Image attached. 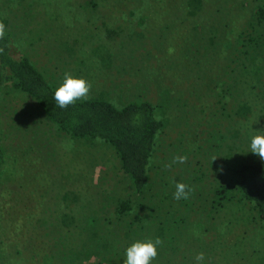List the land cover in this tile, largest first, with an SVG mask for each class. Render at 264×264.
I'll list each match as a JSON object with an SVG mask.
<instances>
[{"label":"rangeland","instance_id":"rangeland-1","mask_svg":"<svg viewBox=\"0 0 264 264\" xmlns=\"http://www.w3.org/2000/svg\"><path fill=\"white\" fill-rule=\"evenodd\" d=\"M148 1L0 0V22L10 33L11 54L27 55L56 88L63 82L64 73L69 72L91 83L89 96L103 95L116 106L137 96H148L153 101L164 99L171 119L159 134L160 145H156L151 160L149 184L138 193L119 168L110 145L97 138L82 142L65 136L27 93L8 85L0 86V146L4 158L0 167V205L5 209L7 203L11 215L22 216L23 211L25 217L24 229H15L14 221L1 229L0 264L6 261L15 264L13 252L19 249L20 255L23 245L30 247L33 231L36 234L48 231L43 235L42 246L45 256H49L60 246L56 243L57 235L61 238L65 228L73 229L77 216L92 214L90 205L96 207L94 214L101 225L104 214L114 222L112 210L117 199H129L138 217L144 215L145 205L155 208L160 204L158 220H164L166 212L172 208V200L169 202L168 198L175 192V174L179 169L188 186L194 189L190 194L192 212L182 206L184 200L173 199L180 206L179 210L174 206V212H181L178 218L184 220L158 236L152 230L148 232L152 240L155 237L163 240L168 233V240L170 233L175 236L166 250L162 245L157 247L158 255L151 264H197L195 257L201 252L204 253L201 264H264V227L253 225L243 230L237 226L234 229L239 237L234 239L235 234L229 231L220 212L204 215L209 206L203 208L202 205L218 180L220 169L229 164L233 156L239 153L246 160L260 159L250 152V141L254 135H264V101L247 92V88L239 91L237 87L234 98L251 99L257 117L250 116L254 126L252 123L248 126V139L240 143L235 138L233 144L231 139L224 138L225 134H230L226 123L230 117L226 116L221 124L216 118L221 110L233 107L236 100L225 94L220 101L213 91L221 82L219 76L224 74L225 77L229 67L208 64L205 67L201 62L205 55L208 61L214 62L213 54L218 50L212 48V44L224 38L232 41L239 31L232 26L242 24V28L249 10L259 0ZM241 3L246 7L243 16ZM189 10L196 14L188 13ZM230 18L234 19L230 31L222 32V22ZM197 21H201V25L192 31ZM216 57L220 62L228 60ZM157 86L166 88V96L162 90L160 96L156 94L153 89ZM260 87L257 85L253 90L260 94ZM183 91L186 98L198 99L197 104L190 106L188 98L189 110L188 106L180 109ZM201 103L202 112L197 113ZM190 110L199 116L189 114ZM231 125L235 126L231 128L233 134L237 124ZM219 130L225 132L221 139L215 136ZM175 156L188 159L183 164L173 163ZM77 162L82 165L76 166ZM88 176L90 182L85 191L76 192L79 180L84 182ZM162 196H166V200L160 201ZM247 211L245 216L250 214V210ZM153 213L154 216L149 217L151 226L157 219L156 211ZM239 214L235 219L244 224ZM124 217L130 221L134 213ZM21 221L17 218L18 225ZM23 232L24 240L17 241ZM144 236L146 234L142 238ZM134 242L119 246L109 255L112 260L103 264H111V261L123 264L126 248Z\"/></svg>","mask_w":264,"mask_h":264},{"label":"trees","instance_id":"trees-1","mask_svg":"<svg viewBox=\"0 0 264 264\" xmlns=\"http://www.w3.org/2000/svg\"><path fill=\"white\" fill-rule=\"evenodd\" d=\"M130 1L140 3L143 0H122V2ZM153 1L168 3L171 0H149L148 2L151 3ZM244 5L245 3L240 4V8H242L240 10L241 16L246 13ZM206 10L208 12V9ZM240 11H238V15ZM188 13L196 14L195 11L190 10ZM247 18L242 28L240 27L242 24L240 26H232L234 30H239L232 41H229L228 38H224V41L216 42L215 40L212 48H215L218 52L216 55L213 54L214 62L212 60L208 61V55H205L204 61L203 58L201 59L202 65L205 67L207 64L208 66L229 67L225 77H223L224 74H222V77L219 76L221 80L219 86L215 85L213 89L214 93L216 92L214 95H217L216 97H219L220 101L225 94L234 98L235 91L238 93V90L241 91L242 88H247V92L253 93L255 97L264 101V79H261L264 76V0H259L255 3V6L253 5ZM233 21L234 19L231 18L223 21L220 27L222 32H229L230 23ZM236 23L239 22L236 21ZM198 25H201V21H197V24L195 22L192 25V31ZM199 27L202 28L201 26ZM0 47L4 48L3 54H0V86L8 85L12 89L27 93L41 107L45 117L53 124L56 130L62 132L65 136L81 140L82 142L97 138L110 145L117 156L119 168L128 176L132 189L141 193L147 188L150 180L151 160L154 151L157 149L156 145H160L159 134L161 135L162 131L171 122L164 99L153 101L148 96H137L122 103V105L116 106L103 95L89 96L85 101H77L75 105L61 109L56 106L53 99L56 87L45 73L38 69L27 55L13 56L11 54L10 33L7 30L5 31V37L0 40ZM208 48H210L209 45ZM216 56L221 58L223 56L228 60L227 62L223 60L220 62V59ZM262 69L263 71H261ZM257 85L262 86L260 87V94L253 90ZM153 90L158 96L162 92L166 96V88L157 86ZM188 98H190V106L198 103V99L195 96L186 98V93L183 91L180 109H186ZM234 100L236 101L232 104L233 107H228L227 111L221 110L219 112L220 115L216 118L219 124L225 120L226 116L230 117V119L232 118V120L229 119L230 122L229 120L226 122L230 134H225L224 137L225 132L219 130L215 133V136L220 139L222 137L231 139L230 141L233 144L235 138L240 143H244L250 133L248 126L251 123V126H254V121L250 120L253 117L250 116L255 115L257 117V115L251 99L234 98ZM190 106H188V110ZM211 107H213L212 101ZM200 112H202V103L198 105L197 113ZM189 114L196 117L199 116V114H194L193 110H190ZM234 123L237 124V129L235 128L232 134L233 129L231 128L235 126L231 124ZM241 128L243 131H241ZM244 130L246 131L244 132ZM182 153L185 155L186 151L184 152L183 150ZM3 160V149L0 146V167L4 163ZM81 165L79 162L76 163V166ZM224 166L218 174V180L212 185L209 196L202 205L203 208L209 206V210L205 211L204 215H209L213 211H216V214L220 212V215L225 220L224 223L229 231L235 234L234 239H236V236H238L236 232L237 226L242 227L243 230L244 228L247 230L248 227H253V225L264 227V162L260 159L246 160L238 153L232 157L229 164L226 163ZM179 170L180 172L178 171L175 174L176 183L182 181V183L188 185L186 178L182 176V169ZM88 182H90V176L84 182L79 180L78 188L75 189L76 192L83 193ZM60 198L62 199V194ZM163 199L166 200V196H162L160 201ZM168 199L169 202L172 200V208L168 209L164 220H158L160 204L155 208L151 204L149 207L148 204L145 205L144 215L138 217L137 211L133 210L129 199H117L112 210L114 222L111 219L108 220V216L104 214L101 216V218L104 217V219H101L102 225L98 222L99 218L94 214L95 211L93 209H96V207L90 205L93 211L92 214L88 212V215H84V217L77 216L72 224L73 229L65 228L61 238L57 235L56 243L60 246L54 248L52 254L45 256L44 246H42L45 243L43 235H47L46 232L48 231H44L42 234L38 233L42 238L36 234V231H33L30 247L23 245L22 255H19V249H16L12 257L16 259L15 264H103V262H109L108 260H112V256L109 255L117 251L119 246H125L135 240L150 239V236H147L150 230L155 236H158V234L169 231L171 226H177L178 221L182 222L184 220L183 217L178 218L181 212L180 214L174 212V206L178 210L180 206L176 204L173 196L170 195ZM180 200H184L182 206H186L187 211L192 212L190 209V206H192L190 196L187 200ZM180 200L178 201L180 202ZM4 206L5 209L0 205V233L1 229L6 228L7 224L13 223V221L16 224L15 229H24L25 217L23 216V211L21 212L22 216L11 215L7 203ZM242 210H244V213ZM247 210H250V214L245 216L244 214H246ZM153 211H156L157 219L154 220L151 226L152 221H149V217L152 218L154 216ZM129 213H134V219L127 221L124 216ZM237 214L245 220L244 224L237 222L235 219ZM17 218L22 220L20 225L17 224ZM39 222L43 223L42 220ZM119 222H122L123 225H118ZM104 223L107 225H104ZM143 234H146V236L142 238ZM168 234H165V238L162 240V247L165 250L166 245L168 244L170 247V242L175 238L170 233V240H168ZM24 235L25 232L16 240L23 241ZM25 252L26 254L29 253L28 256H26ZM16 253H18V257ZM30 257L34 260L32 263L30 262ZM44 258L47 260L44 261ZM110 263L116 264L115 261ZM6 264H12V262L6 261Z\"/></svg>","mask_w":264,"mask_h":264},{"label":"clouds","instance_id":"clouds-1","mask_svg":"<svg viewBox=\"0 0 264 264\" xmlns=\"http://www.w3.org/2000/svg\"><path fill=\"white\" fill-rule=\"evenodd\" d=\"M5 37V25L0 22V40ZM173 49H169L171 53ZM4 48L0 47V54H3ZM92 85L89 81L82 77H74L71 73L65 72L63 82L55 89L53 99L56 106L66 109L70 105H75L77 101H85L89 97ZM250 152L255 154L264 161V135L257 134L252 136L250 141ZM187 156L173 157V163L183 164L187 161ZM216 159L215 157L213 158ZM222 171V168L220 169ZM194 191L184 183L177 182L173 198L175 200H187ZM163 241L157 237L155 240L147 239L144 241H136L126 249V259L123 264H151L157 257V247L162 245ZM197 264H201L204 260V253H198L195 257Z\"/></svg>","mask_w":264,"mask_h":264}]
</instances>
